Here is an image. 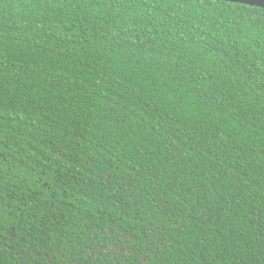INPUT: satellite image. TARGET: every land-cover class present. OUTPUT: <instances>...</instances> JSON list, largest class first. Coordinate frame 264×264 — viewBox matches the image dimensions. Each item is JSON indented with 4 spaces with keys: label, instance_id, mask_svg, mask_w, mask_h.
Here are the masks:
<instances>
[{
    "label": "trees",
    "instance_id": "16d2710c",
    "mask_svg": "<svg viewBox=\"0 0 264 264\" xmlns=\"http://www.w3.org/2000/svg\"><path fill=\"white\" fill-rule=\"evenodd\" d=\"M0 264H264V7L0 0Z\"/></svg>",
    "mask_w": 264,
    "mask_h": 264
},
{
    "label": "water",
    "instance_id": "95a60500",
    "mask_svg": "<svg viewBox=\"0 0 264 264\" xmlns=\"http://www.w3.org/2000/svg\"><path fill=\"white\" fill-rule=\"evenodd\" d=\"M227 1H232V2H238V3L248 4V5L264 7V0H227Z\"/></svg>",
    "mask_w": 264,
    "mask_h": 264
}]
</instances>
